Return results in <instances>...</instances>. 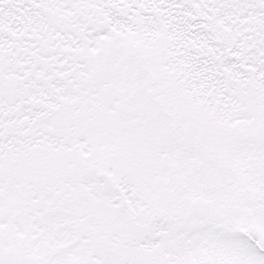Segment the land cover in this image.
<instances>
[{"label":"snow or ice","instance_id":"6c2138e0","mask_svg":"<svg viewBox=\"0 0 264 264\" xmlns=\"http://www.w3.org/2000/svg\"><path fill=\"white\" fill-rule=\"evenodd\" d=\"M0 264H264V0H0Z\"/></svg>","mask_w":264,"mask_h":264}]
</instances>
